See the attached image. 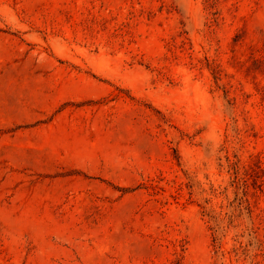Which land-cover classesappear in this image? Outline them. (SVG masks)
<instances>
[{
    "label": "rangeland",
    "instance_id": "374dc122",
    "mask_svg": "<svg viewBox=\"0 0 264 264\" xmlns=\"http://www.w3.org/2000/svg\"><path fill=\"white\" fill-rule=\"evenodd\" d=\"M0 264H264V0H0Z\"/></svg>",
    "mask_w": 264,
    "mask_h": 264
}]
</instances>
